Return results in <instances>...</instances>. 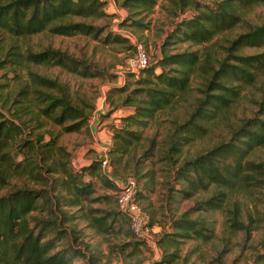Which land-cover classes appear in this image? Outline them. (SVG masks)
Instances as JSON below:
<instances>
[{
    "label": "trees",
    "instance_id": "trees-1",
    "mask_svg": "<svg viewBox=\"0 0 264 264\" xmlns=\"http://www.w3.org/2000/svg\"><path fill=\"white\" fill-rule=\"evenodd\" d=\"M116 2L125 10L118 21L120 25L129 20L127 24L145 27L143 19L133 18V15L150 12L158 0ZM104 3V0H0V34L10 39L6 49L0 47V66L9 67L19 83L15 90L11 86L3 90L4 84L0 83V189L6 187L0 191V264H71L79 257L96 264L92 261V253L72 247V228L70 231L63 225L69 214L59 205H77L89 196L94 191L92 175L99 178L102 186L116 188L115 192L117 186L107 174L97 172L98 158L72 169L64 148L55 144L54 135L43 141V135L33 132L34 127L26 122L31 121L39 127L48 118L59 124L62 131H74L89 118L85 107L70 99L66 82L27 69L29 64L56 65L81 76H93L97 71L58 48L44 46L31 50L25 47L22 50L14 40L46 29L63 35L98 36L104 43L121 41L124 38L120 33L86 21L111 17L113 13L103 9ZM255 4H264V0H166L162 8L178 20L173 22L162 42L160 59L150 65L148 60L137 70L144 75L136 79L138 85L121 100L123 104L132 105L133 110L120 117L126 125L114 129L112 138L116 141L109 148L112 157L115 153L126 152L128 146L140 138V132L127 125L146 124L155 110L182 99L191 88L190 76H198L196 93L187 103L189 109L184 112V119L173 121L158 144L164 149L163 159L176 163L174 178L180 185L175 191L181 197H188L197 189H206L209 184L214 186L210 195L198 200L194 207L197 210L224 208L229 211L231 208L225 207V203L232 193L243 188L249 180L256 186L264 182L262 161L245 159L242 162L254 147L264 145V95L253 99L255 109L249 116L228 126L226 138L191 156L178 158L183 143L204 135L206 123L223 116L237 103L243 86L252 85L260 74L264 75V50L252 53L240 50L243 46L264 47V22L247 24L243 31L226 39L224 45L216 40L200 50L170 52L165 50L166 44L208 42L217 33L238 24L243 19L242 13ZM217 46H222L224 53L216 56L213 47ZM154 64L159 71H155ZM22 69L27 73L24 80L18 78ZM109 88L125 89L124 85L117 84ZM155 144L154 137H150V148ZM53 147L59 156L53 157ZM12 150L20 154L19 160L12 157ZM120 157L115 155L112 160L116 162ZM82 174L89 175V179H82ZM12 179L17 181L11 182ZM114 214L109 221L104 217H108V212L93 215L90 223L98 231H120L119 224L116 229L114 227ZM122 217L127 225L125 235L132 234L140 243L145 242L132 232L127 215L122 213ZM146 222L151 225V218ZM226 222L231 230L245 228L233 212L226 217ZM171 226L172 231L162 233L157 240L162 247L161 256L149 264H171L178 256L176 250L178 243L183 241L181 238L206 241L212 235V228L204 220L189 218L186 211L173 218ZM131 242L119 248L123 250L125 245L131 246ZM262 244V251L255 253L250 264H264V242ZM212 264H224L220 252L214 256Z\"/></svg>",
    "mask_w": 264,
    "mask_h": 264
},
{
    "label": "rangeland",
    "instance_id": "rangeland-1",
    "mask_svg": "<svg viewBox=\"0 0 264 264\" xmlns=\"http://www.w3.org/2000/svg\"><path fill=\"white\" fill-rule=\"evenodd\" d=\"M103 9L113 13L111 17H100L86 19L95 26L104 30H112L120 33L124 39L121 41H108L104 43L98 36L92 37L89 34L74 33L70 35L56 34L48 30L14 40L19 48L39 50L44 46H51L67 53L94 67L97 71L93 76H81L68 72L66 69L47 64H29L27 69L35 70L40 74L49 77H56L64 81L68 87V95L75 103L83 105L89 118L85 125L74 131H62L61 126L46 119L39 127L35 123L27 121L33 132L43 135V141L50 135H54L56 145H60L66 151L68 165L72 169L87 164L93 158H98L101 149H105L107 161L103 165L99 162L98 173H105L114 183L126 176L135 179L136 190H138V201L143 209L145 218H151L149 239L154 240L153 244L146 241L140 243L132 234L125 235V221L122 212H119L115 202V189L102 186L99 178L91 176L94 191L86 198L81 199L77 205L60 204L59 207L69 215L64 219L63 225L68 228L71 237L72 247L92 253V261L96 264H149L161 256L162 247L157 240L162 233L172 231L171 220L177 217L182 211L187 212L189 218L200 221L204 220L212 228V235L206 241L194 238H181L174 261L171 264H212L214 256L220 252L221 261L224 264H250L258 251H262L264 242V182L260 186L254 185L249 180L243 188L235 191L229 196L223 209L194 208L198 202L211 194L213 185L209 184L206 189H197L188 197H181L175 191L180 183L174 178L175 164L166 161L162 157L163 147L158 144L165 136L173 121H182L184 112L188 107V101L196 93L199 78L191 75L189 86L191 88L182 95V99L171 102L168 106L155 110L153 115L147 119L146 124L127 125L130 129H137L140 138L137 142L131 143L124 153H115L118 161L112 160L109 148L114 144L112 134L116 127L124 125L125 121L120 117L130 113L133 106L121 103L122 98L138 85L136 79L144 74L141 71H130L126 67V59L133 54L135 43H140L148 52L149 65L157 63L161 56V45L173 22L178 20L171 16L161 4L166 0H158L157 4L148 13L133 15L138 16L146 23L145 27L137 24L124 25L118 23L124 16L125 10L117 5L116 0H104ZM212 1V0H206ZM243 19L231 28L225 29L215 35L210 41L202 44H194L187 41H176L167 45L170 52L182 49H201L212 41H218L220 45L225 40L233 37L237 32L243 31L249 23L264 22V4H255L242 13ZM102 35V34H101ZM10 39L0 34V47L7 48ZM214 55L223 54L222 46L213 47ZM244 53H252L264 50V47H241ZM155 71H159L157 64ZM18 78L24 80L27 73L25 69L18 72ZM0 83H3V90L9 86L15 90L19 84L15 80L14 72L7 66H0ZM112 84L124 85L125 89L117 91L109 90ZM264 95V75L260 74L252 85L243 86L237 103L232 105L223 116L215 117L206 123V132L200 137L191 138L181 145V153L178 156L182 159L191 156L205 148L214 145L226 138L229 125H235L245 117L249 116L255 109L253 99ZM126 125V124H125ZM29 127L25 128V132ZM154 137L156 144L150 148L149 138ZM53 157L59 156L53 147ZM15 160L20 159V154L11 151ZM160 156L162 158H160ZM111 159V160H110ZM262 161L264 163V145L254 147L243 159ZM99 160V159H98ZM14 179V178H13ZM11 182L17 181L13 180ZM82 179H89V175L82 174ZM6 190V187L0 191ZM117 211L119 213L114 214ZM108 212V217L104 214ZM241 221L245 228L231 230L227 226L226 217L231 213ZM36 213L35 211L32 212ZM114 214V227L121 226L120 231L107 230L98 231L90 223L91 216L104 215L107 221L111 220ZM202 218H201V217ZM141 239V238H140ZM67 241V240H66ZM127 241H132L131 246L125 245L122 250L119 247ZM134 242V243H133ZM65 243V242H64ZM133 251L132 253L131 250ZM130 253V254H128ZM83 258H74L71 264H86ZM89 264V262L87 263Z\"/></svg>",
    "mask_w": 264,
    "mask_h": 264
},
{
    "label": "built area",
    "instance_id": "built-area-1",
    "mask_svg": "<svg viewBox=\"0 0 264 264\" xmlns=\"http://www.w3.org/2000/svg\"><path fill=\"white\" fill-rule=\"evenodd\" d=\"M134 47L133 54L126 59V67L130 71H137L143 68L149 60L147 50L140 43H135ZM98 159L101 165L104 166L107 161L105 149H101ZM115 184L117 186L115 192L116 205L120 212L127 215L130 229L136 236L143 238L148 244H153L154 240L149 239L148 235L150 226L146 222L143 209L136 197L135 179L131 176H126L120 181H116Z\"/></svg>",
    "mask_w": 264,
    "mask_h": 264
}]
</instances>
